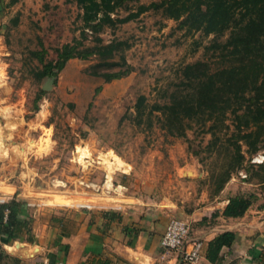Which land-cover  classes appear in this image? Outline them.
<instances>
[{
  "label": "rangeland",
  "instance_id": "374dc122",
  "mask_svg": "<svg viewBox=\"0 0 264 264\" xmlns=\"http://www.w3.org/2000/svg\"><path fill=\"white\" fill-rule=\"evenodd\" d=\"M163 1H127L111 14L114 23L96 30L75 0H0V201L26 203L28 241L34 222L40 230L67 215L112 210L46 203L53 196L119 197L142 218H187L191 230L212 203L251 196V206L264 209V136L241 139L229 114L223 122L182 121L171 132L150 110L195 93L198 62L222 67L213 47L230 35L170 19L152 6ZM66 45L75 57L48 72ZM118 73L126 74L106 82Z\"/></svg>",
  "mask_w": 264,
  "mask_h": 264
},
{
  "label": "trees",
  "instance_id": "16d2710c",
  "mask_svg": "<svg viewBox=\"0 0 264 264\" xmlns=\"http://www.w3.org/2000/svg\"><path fill=\"white\" fill-rule=\"evenodd\" d=\"M127 1L131 0H75L83 12L85 26L96 22V30L103 24L114 23L111 14ZM152 6L163 8L170 19L183 18L184 25L205 35H221L226 31L230 35L225 43H215L213 47L221 50L222 67L210 71L204 63L198 62L196 92L185 96L172 95L168 103L153 105L151 112L161 113L164 127L171 132L177 130V124L182 121L198 120L202 124L223 122L229 114L241 139L264 136V0H164L159 6ZM143 10L146 8L141 7ZM129 19L127 17L119 22ZM74 57V48L64 46L58 60L47 65L48 72L62 70L66 62ZM125 74L109 75L105 80L119 79ZM145 101L143 96L137 100L139 115ZM251 127L254 130L244 131ZM252 199L251 196L230 198L222 217H242L251 207ZM25 210L26 203L15 196L0 202V238L3 241H19L31 233L33 219ZM216 217L218 214L213 213L212 218ZM235 240L233 232L217 235L207 243L206 260L218 264L221 250L230 247ZM7 258L8 255L0 247V264Z\"/></svg>",
  "mask_w": 264,
  "mask_h": 264
},
{
  "label": "crops",
  "instance_id": "0c3cea01",
  "mask_svg": "<svg viewBox=\"0 0 264 264\" xmlns=\"http://www.w3.org/2000/svg\"><path fill=\"white\" fill-rule=\"evenodd\" d=\"M226 201L222 208L212 203L198 211L201 217L192 226L191 237L202 241L204 248L197 264H211L205 258L207 243L223 232L235 233L236 240L221 250L218 264H264V209L251 206L240 218H224ZM46 203L112 210L61 217L59 228L44 223L39 230L34 222V242L0 238L9 257L2 264H183L160 247L168 222L156 223L152 215L142 218L140 207L130 200L53 196ZM214 212L219 216L213 222H201Z\"/></svg>",
  "mask_w": 264,
  "mask_h": 264
},
{
  "label": "built area",
  "instance_id": "2783aa9c",
  "mask_svg": "<svg viewBox=\"0 0 264 264\" xmlns=\"http://www.w3.org/2000/svg\"><path fill=\"white\" fill-rule=\"evenodd\" d=\"M191 233L192 230L187 221L172 218L165 227L160 247L165 252L176 254L183 264H197L200 261L204 244L200 240L193 239Z\"/></svg>",
  "mask_w": 264,
  "mask_h": 264
},
{
  "label": "water",
  "instance_id": "95a60500",
  "mask_svg": "<svg viewBox=\"0 0 264 264\" xmlns=\"http://www.w3.org/2000/svg\"><path fill=\"white\" fill-rule=\"evenodd\" d=\"M0 202H2V201H0Z\"/></svg>",
  "mask_w": 264,
  "mask_h": 264
}]
</instances>
